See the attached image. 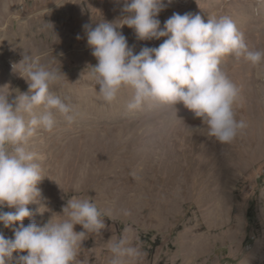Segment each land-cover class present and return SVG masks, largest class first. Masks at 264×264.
I'll return each instance as SVG.
<instances>
[{
    "label": "rangeland",
    "instance_id": "obj_1",
    "mask_svg": "<svg viewBox=\"0 0 264 264\" xmlns=\"http://www.w3.org/2000/svg\"><path fill=\"white\" fill-rule=\"evenodd\" d=\"M122 6L118 0H0V94L12 101L26 93L17 63L24 54L39 55L62 74L50 91L78 113L72 124L57 114L52 132L38 129L29 141L42 157V195L27 205L33 215L23 224L65 219L69 198H90L109 215L105 229L82 242L77 259L83 264H109L108 243L125 234L142 253L131 264H264V65L231 55L221 60L240 89L236 119L247 123L229 144L209 136L202 118L181 103L127 111L128 87L106 103L82 26L101 20L119 26ZM173 13L205 21L229 16L249 49L264 50V0H171L158 14L161 28ZM118 30L134 54L167 38L139 40L126 25ZM0 232L13 237L2 224ZM26 254L14 252L8 264Z\"/></svg>",
    "mask_w": 264,
    "mask_h": 264
},
{
    "label": "clouds",
    "instance_id": "obj_2",
    "mask_svg": "<svg viewBox=\"0 0 264 264\" xmlns=\"http://www.w3.org/2000/svg\"><path fill=\"white\" fill-rule=\"evenodd\" d=\"M118 2L126 13L119 19V26L105 20L95 27L82 26L97 61L90 68L103 100L112 103L120 89L128 87L132 96L125 106L127 111L147 103L172 108L181 103L202 118L209 136L223 144L231 143L247 123L236 119L233 105L240 98V89L220 67L221 60L231 55L259 69L264 65V50L249 49L229 16L205 21L200 14L173 13L161 28L158 14L171 0ZM125 25L139 40L167 38L158 47L145 46L134 54L127 37L118 30ZM17 64L28 91L12 101L0 94V224L13 231L12 238L0 232V264H8L14 252L27 253L18 257V264H83L77 259L82 242L89 235H99L109 215L90 198H69L62 208L65 219L23 224L33 215L27 205L42 195L37 187L43 178L37 163L42 157L31 150L29 141L38 129L52 132L57 114L72 124L78 113L74 105L50 91V85L62 75L59 68L41 63L39 55L29 54ZM5 206L14 211H3ZM120 211L124 216L131 214L127 209ZM75 225L83 230L75 231ZM107 246L112 254L109 264H131L142 255L130 244L127 234L112 239Z\"/></svg>",
    "mask_w": 264,
    "mask_h": 264
}]
</instances>
